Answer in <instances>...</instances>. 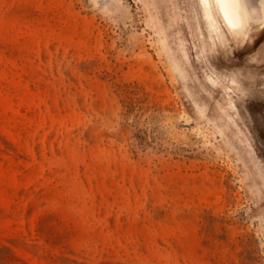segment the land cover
Listing matches in <instances>:
<instances>
[{
    "label": "rangeland",
    "instance_id": "obj_1",
    "mask_svg": "<svg viewBox=\"0 0 264 264\" xmlns=\"http://www.w3.org/2000/svg\"><path fill=\"white\" fill-rule=\"evenodd\" d=\"M216 10L0 0V264H264V33Z\"/></svg>",
    "mask_w": 264,
    "mask_h": 264
},
{
    "label": "bare ground",
    "instance_id": "obj_2",
    "mask_svg": "<svg viewBox=\"0 0 264 264\" xmlns=\"http://www.w3.org/2000/svg\"><path fill=\"white\" fill-rule=\"evenodd\" d=\"M202 1L206 16L215 21L213 15V7H215L227 27H229L236 36L247 38L254 24H264V3H262L261 0Z\"/></svg>",
    "mask_w": 264,
    "mask_h": 264
},
{
    "label": "clouds",
    "instance_id": "obj_3",
    "mask_svg": "<svg viewBox=\"0 0 264 264\" xmlns=\"http://www.w3.org/2000/svg\"><path fill=\"white\" fill-rule=\"evenodd\" d=\"M264 3V0H261ZM264 33V24H257L254 26V30L249 32L248 43L252 45L261 35ZM254 57L264 58V43H261L260 46L248 56V60H252Z\"/></svg>",
    "mask_w": 264,
    "mask_h": 264
}]
</instances>
